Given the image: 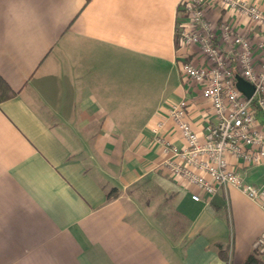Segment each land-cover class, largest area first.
Wrapping results in <instances>:
<instances>
[{
    "label": "crops",
    "instance_id": "1",
    "mask_svg": "<svg viewBox=\"0 0 264 264\" xmlns=\"http://www.w3.org/2000/svg\"><path fill=\"white\" fill-rule=\"evenodd\" d=\"M180 2L0 0V76L16 92L0 103V264H243L253 252L264 209L230 187L204 202L155 142L183 144L171 103L188 100L198 135L211 115L181 80L200 53L180 45ZM224 15L205 10L215 30ZM235 171L264 188V165Z\"/></svg>",
    "mask_w": 264,
    "mask_h": 264
},
{
    "label": "built area",
    "instance_id": "2",
    "mask_svg": "<svg viewBox=\"0 0 264 264\" xmlns=\"http://www.w3.org/2000/svg\"><path fill=\"white\" fill-rule=\"evenodd\" d=\"M179 6L187 19L180 29V45H198L200 53L197 63H181V80L202 100L200 118L206 107L211 115L198 135L189 119L188 100L169 105V118L183 144L176 147L156 137L172 155L164 168L197 187L206 203L218 189L230 187L264 209V188L244 183L235 171L264 165V11L243 0H181ZM206 8L224 11L217 30L207 21ZM240 22L248 34L238 32ZM236 75L253 86L250 98L235 87ZM191 199L200 201L197 194ZM252 249L264 254V233L255 238Z\"/></svg>",
    "mask_w": 264,
    "mask_h": 264
},
{
    "label": "trees",
    "instance_id": "3",
    "mask_svg": "<svg viewBox=\"0 0 264 264\" xmlns=\"http://www.w3.org/2000/svg\"><path fill=\"white\" fill-rule=\"evenodd\" d=\"M15 96H16V92L13 91L0 76V103L9 100ZM118 195L119 193L115 188L110 189L107 192V200L115 199L118 197ZM216 246L218 249L219 256L225 260V250H223L220 245H216ZM243 264H264V259H262V255H259L253 251L245 258Z\"/></svg>",
    "mask_w": 264,
    "mask_h": 264
},
{
    "label": "water",
    "instance_id": "4",
    "mask_svg": "<svg viewBox=\"0 0 264 264\" xmlns=\"http://www.w3.org/2000/svg\"><path fill=\"white\" fill-rule=\"evenodd\" d=\"M235 87L239 92H241L246 98H250L253 93V86L243 80L240 76L236 75L235 77Z\"/></svg>",
    "mask_w": 264,
    "mask_h": 264
}]
</instances>
